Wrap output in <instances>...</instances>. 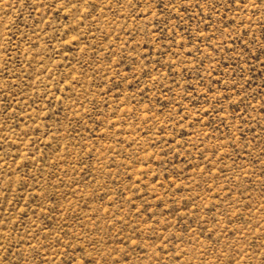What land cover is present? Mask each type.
Wrapping results in <instances>:
<instances>
[{"label":"rangeland","instance_id":"374dc122","mask_svg":"<svg viewBox=\"0 0 264 264\" xmlns=\"http://www.w3.org/2000/svg\"><path fill=\"white\" fill-rule=\"evenodd\" d=\"M0 264H264V0H0Z\"/></svg>","mask_w":264,"mask_h":264}]
</instances>
